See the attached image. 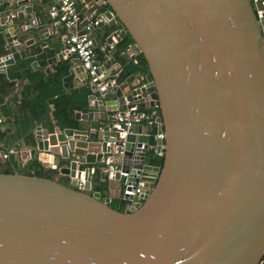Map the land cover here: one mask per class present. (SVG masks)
<instances>
[{
    "label": "water",
    "instance_id": "water-1",
    "mask_svg": "<svg viewBox=\"0 0 264 264\" xmlns=\"http://www.w3.org/2000/svg\"><path fill=\"white\" fill-rule=\"evenodd\" d=\"M11 1L16 14H1L7 20L0 30L17 49L0 56L2 73L36 40L31 53H47L61 25L40 18L33 0ZM74 2L78 10L108 6L102 14L114 31L103 34L107 65L127 35L145 58L148 72L126 93L160 111L164 137L155 150L162 166L149 163L140 124L124 138L114 126L129 81L103 89L89 83L87 109L75 112V125H36L30 143L14 149L16 167L0 171V264H264V13L257 16L252 0ZM92 44L98 46L94 38ZM52 50L48 63L72 56L61 45ZM105 69L98 68L100 81L121 67ZM70 71L78 85L88 81L75 57ZM107 158L130 172L132 183L144 181L142 200L123 211L111 205L110 192H90V167ZM34 159L44 171L67 175L68 184L23 172L24 161ZM80 172L83 189L76 187ZM123 179L114 173L117 186Z\"/></svg>",
    "mask_w": 264,
    "mask_h": 264
},
{
    "label": "trees",
    "instance_id": "trees-1",
    "mask_svg": "<svg viewBox=\"0 0 264 264\" xmlns=\"http://www.w3.org/2000/svg\"><path fill=\"white\" fill-rule=\"evenodd\" d=\"M108 6L98 10L102 13ZM4 36L0 32V56L6 55L17 46L6 49L4 47ZM132 44L133 41L129 35L117 42L118 53L123 51L125 45ZM99 46L95 47L96 56L99 60L104 58L105 51H101ZM52 50L45 54H38L40 63L39 68L31 69L32 57L15 61L8 66L6 73H0V116L5 120H11L15 126L14 131L9 129L0 130V140L17 141L24 138L25 142L30 143L31 132L37 124L53 126H72L76 124L74 115L76 111H85L88 104V95L90 94L89 80L82 85H78L75 75L70 71L72 63L70 59H64L52 64L49 72L43 68ZM46 59V60H45ZM133 60L122 61L124 70L115 78L118 84L122 82L130 72L138 73L143 76L148 72V66L143 55L138 51ZM140 111L145 112L151 118H159L160 111L157 106H146V103L138 104ZM157 126L150 129V136L147 145L149 163L161 167L163 156L156 153ZM11 147V146H10ZM56 171V170H53ZM100 165L95 166L94 173L91 176L92 186L90 192L99 191L101 197L107 196L108 181L100 178ZM23 172L27 174H36L54 178L51 172L44 171L37 160H28ZM61 183L68 184L69 181L58 180ZM112 199L111 205L117 210L123 211L126 207L123 199Z\"/></svg>",
    "mask_w": 264,
    "mask_h": 264
},
{
    "label": "built area",
    "instance_id": "built-area-1",
    "mask_svg": "<svg viewBox=\"0 0 264 264\" xmlns=\"http://www.w3.org/2000/svg\"><path fill=\"white\" fill-rule=\"evenodd\" d=\"M252 2L255 5L257 16L261 17L264 13V0H252ZM90 13V15L82 14V12L77 9L74 0H52L48 10L49 16L54 19L55 22L62 24L67 30H73L68 34L65 40L66 49L78 60L79 64L87 72L89 82L96 83L100 89L106 86H115L116 83L114 79L100 81L102 73H97L100 62L96 56L95 47L92 44L91 32L94 28L101 26V24H105L106 18L102 13L98 14L93 10ZM78 26H80V28H78ZM106 45L107 43L100 45L99 49L107 52ZM15 46H17V44ZM115 117L114 126L119 130L120 138H124L127 135L133 124H144L145 126L156 125L157 132L155 138L162 140L164 137L162 131L158 132V128L161 125L160 120L158 118H151L145 112L140 111L138 105L129 99L126 100V109L123 111V114L117 113ZM7 156V153L2 154L3 158ZM100 168L106 173L108 182L113 180V175L116 171H119L120 176L124 177L120 183L121 196L123 200L128 202V205L142 200L143 180L132 183L129 180L130 172L121 171L119 165L114 163L111 158H107L106 161L101 164ZM90 170L91 174H93V168ZM84 182L83 173H78L76 175V187L78 189H83Z\"/></svg>",
    "mask_w": 264,
    "mask_h": 264
},
{
    "label": "crops",
    "instance_id": "crops-1",
    "mask_svg": "<svg viewBox=\"0 0 264 264\" xmlns=\"http://www.w3.org/2000/svg\"><path fill=\"white\" fill-rule=\"evenodd\" d=\"M52 0H33L32 2H29L30 5H32L33 7V10L37 13V9L40 8L39 10L41 12H44V14L40 15V18H43V20H47L49 16L48 14V10H49V6L51 4ZM93 4V3H91ZM91 4H88V5H85L80 11L82 12V14H86V15H90L91 11L89 10V8L91 7ZM17 7V4L14 3L13 1L11 0H4L3 4L0 5V15L1 14H4L6 12H9L10 10H12V12H10L11 15H15V11H13V9H15ZM98 12V11H95V13ZM38 16V15H37ZM39 17V16H38ZM25 18V14L23 12H17V20L18 22H22ZM7 18H0V23H3V22H6ZM28 22L26 21L25 24H27ZM52 24L54 25H57L59 23L55 22L54 19H52ZM78 28H80V26H78ZM109 31V32H113L114 29H110L106 24H101V26L99 27H96L93 29V31L91 32V35H92V38H94L97 42V45H103L106 43L105 41V38L103 36L104 32L105 31ZM1 32V30H0ZM67 33V29L61 24L59 27H57L54 31V34L51 35L52 37L55 38V42L53 44H49V48L48 49H53L55 48L56 46H59L61 45L62 49H66V45L63 43L62 44V38L63 36ZM5 40V39H4ZM39 41L36 40L32 45L26 47V51L28 52V56L29 57H32L33 59H35L37 61V68H39L40 66V63H39V60H38V54L40 53H37L36 55H33L31 53V50L33 48H35L37 45H38ZM117 44V42H116ZM115 44V45H116ZM4 47L6 49L10 48L9 45H6V42H4ZM138 53L137 49L135 48V46H133L132 44H128V45H125L123 47V51L119 52L117 51V47H116V50H115V53L113 54V57H114V63L111 64V66L107 65L106 62H105V59L102 58L101 60H99L100 62V65L103 64L105 65V73L108 74V72H110V70H112L113 68H116L118 67V65L121 67L120 71L113 77H111V79H114L122 72V70H124V65L122 63L123 60H125V62L127 63L128 61L130 60H133L135 62V59L134 57L136 56V54ZM55 53L53 52L52 50V53L46 57V58H49L51 56H54ZM107 55V52L105 53V56ZM69 58L70 59V62L72 63V59H74V56H67L66 54H64L63 56V59H67ZM46 60V59H45ZM61 60H56L55 62H52V63H48V61H46V65L44 66V70L46 71V69L48 68L49 70L46 71V72H49L52 68V64L53 63H57ZM33 70V68H31ZM7 70H8V67H7ZM6 70V72H7ZM2 73V72H0ZM144 77L139 75L138 73H133V72H130L126 75L125 79L122 81V82H119L117 84V86H120V84L122 83H126V81L128 80L129 83L126 84L123 88H122V92H125L124 94H128L126 92H128L131 88L135 87V84L137 82H141V80H143ZM129 95V94H128ZM129 100H131L132 102H135L137 105L138 104H141V103H146V106H151L149 101L146 100L145 98H138V97H133V96H130L129 95ZM126 102V101H125ZM126 109V103L124 106L120 107V110H125ZM86 111V110H85ZM113 114V113H112ZM37 125H40L42 127H46V125H43V124H37ZM141 127H142V130L141 132L142 133H146L150 136V129L152 127V125H147L145 126L144 124H140ZM4 129H9L10 131H14L15 129V126L12 124L11 120L9 119H3L1 116H0V130L3 131ZM34 130V129H33ZM28 145L26 142H25V139L24 138H20L18 139L17 141H9V140H0V171H8V172H11L13 170L14 167H16L17 165V161L20 160V154L19 153H16L14 151L15 147H20V148H23L24 146ZM11 146V147H10ZM2 147H5V149H2ZM3 153H7L8 156L6 158H3L2 157V154ZM28 161H24V164H23V167L26 166ZM95 166H97V163L94 164V165H91L90 168H93V173H94V168ZM101 166V164H100ZM54 169H49L48 171L51 172L53 175V177L56 179V180H64V181H69V177L67 175H63V174H59L57 173L56 171H53ZM107 180V178H106ZM108 181V180H107ZM91 186H92V181H91ZM108 192L111 193V196L113 197L112 199H120L118 200L119 202L121 201L122 199V192H121V188L119 186L116 185V181L114 180H111L108 182V189H107V195L109 194ZM124 201V204L127 206L128 205V202L125 201V200H122Z\"/></svg>",
    "mask_w": 264,
    "mask_h": 264
}]
</instances>
